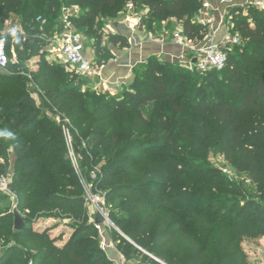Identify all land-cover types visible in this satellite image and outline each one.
I'll use <instances>...</instances> for the list:
<instances>
[{"label":"trees","instance_id":"trees-1","mask_svg":"<svg viewBox=\"0 0 264 264\" xmlns=\"http://www.w3.org/2000/svg\"><path fill=\"white\" fill-rule=\"evenodd\" d=\"M128 3H132L137 11L148 8L145 24L149 30H162L163 22L168 21V30H175L177 23H180L183 34L192 41L203 40L209 32L208 26L194 19L199 16L204 0H0V33L5 28V21L13 16L19 19L26 33L25 36L9 34L7 37L8 47L14 40L19 56V62L9 64L7 69L10 68L18 74L15 77H6L7 69L0 71V87H3L4 93L0 94V156H4L6 148L12 146L17 153V169L24 167L29 170L26 172L29 177L20 186H17L18 182L24 175L17 171L13 177L11 187L17 188L18 207L24 210H34L36 207L57 208L77 220H82L79 215L82 211L81 198L61 193L69 186L68 178H73L71 169L60 168L62 160L46 154L50 143L41 144L44 134L38 139L24 135L26 130L38 124V121L27 117L31 116L29 112L21 109L28 100L30 83L45 90L54 103L59 104L60 110L71 112L69 116L73 120L91 111L111 110L112 104L116 106L114 112H122L123 127L115 122V126L111 123L103 131L96 130L88 137V144L94 146L95 160H104V166L109 165L104 169V179L101 183L114 180L122 183L110 189L108 194L117 192L132 198V202L136 204L129 210H132L134 215L146 212L141 224L129 232L130 236L136 237L142 229L148 230L156 214L164 212V217L158 223L159 230L153 238V244L146 249L139 244L142 249L167 264H255L248 261V254L239 237L264 235V9L251 7L247 15L243 14L241 7L234 10L239 12L234 15V32L239 34L242 43L234 45L235 54L229 55V49H226L228 61L223 70L204 72L203 85L198 89L193 87L194 85L187 86L188 91L180 99H177V94L183 92V84L187 79L197 84L200 74L190 71L181 73L183 83L176 93L174 84H168L165 79L171 75L175 77L181 65L177 61L160 63L161 59L156 56L150 57L145 65L135 70V81L129 87L131 91L122 100H100L97 96H88L85 99V96L75 93L73 86L68 88L63 85L60 73L55 71L56 61H52L54 63L51 68L48 67L50 63L46 58L47 38L60 26L63 7H79L80 15L73 17L75 27L79 33L84 32L85 36H94V61L100 67L106 61L102 58L104 50L100 44L101 36L97 35V25H101L105 19L116 18L126 9ZM39 16L46 19V24L42 25L37 21ZM111 40L114 44L129 46V39L124 35H111ZM37 56L45 57L47 61L44 59L41 69L39 67L31 71L27 63ZM45 65L48 68L43 69ZM166 68L173 74H169ZM196 71L201 74L203 72L198 69ZM224 71L226 73L221 77L215 75L216 72ZM210 76L212 78L207 79ZM5 79H8L7 83L3 82ZM139 80L141 85H138ZM69 85L70 83L67 86ZM55 89L58 90L57 93H54ZM193 91L196 92L194 96ZM151 102L157 106L155 110L161 113L156 119L146 117L141 111ZM85 105L87 107H84ZM135 110L137 112L130 120L128 131L125 129L128 119L124 117V113ZM168 116L173 122L167 119ZM178 116L185 120L186 129L187 125H195L194 153L193 156H186L191 160L181 159L178 131L175 132L179 124ZM24 118L28 119L23 123ZM88 120L86 115L78 130L83 131ZM93 123L95 124V121ZM1 125H6L8 130L5 131ZM110 128L112 132L106 136ZM135 133L140 137L147 136L136 139L133 138ZM18 134L19 139L12 143ZM151 144H156L157 147L148 149L147 146ZM209 148H220L227 164L233 166L236 172L247 174L257 191L259 201L250 199L240 207L233 196L232 200H227L225 195H221L206 205L194 203L187 207L184 213L193 216V223L182 218L171 220L173 215L181 214L178 208L169 210L166 207L171 208L173 204L179 206L171 194H175L180 201L182 198H195L196 195H199L201 200L207 198L203 193L195 194L192 191L197 185L214 191L227 188L234 196L243 191V186L238 185L236 181L220 177L215 179L221 169H207L196 163L207 154ZM159 151L165 152V162H169L175 171L179 169L183 173L181 180L185 179L184 190H177V186L171 183L169 187H173L172 193L158 199L142 193L145 185L155 182L153 178L157 173L172 175L171 168L164 165V162L158 167L155 165L151 169H144L133 182L117 177L120 170L116 169V166H120L121 171L129 170L140 160L150 162L148 158ZM173 151L180 156L177 157L176 153L173 156ZM34 154L35 158L32 157ZM155 162L154 164L158 163L157 160ZM5 170L4 167L2 171ZM36 171L38 178L34 180L31 175ZM187 172H193L191 179ZM212 172L215 175H211ZM39 181H46L47 184L40 185ZM71 184L70 187H76L74 183ZM36 187L49 193L44 195L40 194L41 191L34 192ZM13 217L14 213H6L0 217V241L7 242L0 254V264H113L99 252L97 243L89 247L84 245L94 241L90 236L80 237L84 231L92 230L91 224L78 226L74 233L60 244L58 240H62L61 236L51 237L47 231L28 229L27 219L23 216L25 227L21 231L15 230ZM148 241L149 237L146 236L140 243ZM121 253L127 260L135 262L142 256L146 258L144 262L158 264L138 247H134L128 254Z\"/></svg>","mask_w":264,"mask_h":264},{"label":"rangeland","instance_id":"rangeland-1","mask_svg":"<svg viewBox=\"0 0 264 264\" xmlns=\"http://www.w3.org/2000/svg\"><path fill=\"white\" fill-rule=\"evenodd\" d=\"M202 8L199 10L200 15L202 12ZM70 11L72 12V14H74V16H79L81 13L80 8L74 5L70 6ZM118 17L119 15L114 19H105V21L101 25H97V35L101 36L100 44L102 49L104 50L102 58L104 61H106V63L111 59L113 55L109 50V47L113 45V41L111 40V35H113V32L112 30H110V25L112 24V22H115ZM200 18L199 16H197L194 19L199 21ZM81 34L83 35L87 50L88 48H91V51H93V55L95 57V52L92 48L94 36H85L84 32H81ZM167 35H171V33L168 32ZM241 43L242 41L240 40L238 44ZM225 48L229 49V55L231 53L235 54L236 52V46L234 45H226ZM48 54L49 55L46 58L49 61L48 63H50L48 67L51 68L50 66H53L52 63H54L52 61H55V59L53 58L54 56H52L49 52ZM182 55L183 57H181V59L179 60L164 58H161V60H159L160 63L163 64L170 63V61H177L181 65V69L179 70L180 74H176L175 77L171 75L168 76L167 79H165L167 80L168 84H174L175 90L177 91L176 93H178L183 83V76L181 73L190 71L200 74V80L197 84H195V81L191 82V80L187 79V81L183 84V92L181 94H177V99L183 97V95L188 91L187 86L194 85L193 87H196V89L202 86L204 83L203 79H205L203 73L212 71H203L201 74L200 72L196 71L197 69L195 67H192L189 63L190 58L193 56L192 52L188 50L182 53ZM46 58L37 56L30 59V61L27 63L28 69L31 71H35L39 69V67L41 69V63L44 62ZM56 62L57 66L55 68L56 70H54L60 73V77L63 80V85H66V87L68 88L73 86L75 93H77L78 95L85 96V99H87L88 96H97L100 100L114 99L116 101L122 100L123 97H126V94L131 91L129 87L135 81V70L137 71L141 68L142 65H145L140 63L135 65L133 70L134 77L129 82L111 85L109 84V82L102 84V82L104 81H102L99 75L88 77L80 73L69 72L60 61L56 60ZM48 67L45 65L43 66V69H46ZM166 70L170 72L169 74H173L171 70H168L167 68ZM5 73L7 75H5L6 77H15L18 74L17 72L10 70V68L7 69ZM225 73V71L216 72L215 75L221 77ZM188 77L190 76L188 75ZM211 78L212 77L210 76V78L207 79ZM7 81L8 79H5L3 82L7 83ZM68 83H70L69 86H67ZM141 84L142 83L139 80L138 85ZM36 86L35 84L32 85L29 83L28 87L30 91H28V100H26V104H24L21 109H25V111L29 112L31 116L27 117H30L32 121H38V124L26 130V132H24V135L27 134L29 138L35 137L36 139H38L40 135L44 134L43 139L41 140V144L50 143L49 149L46 154L48 156H52L54 159L60 161L62 160V163L59 166L60 168L66 167L71 169L73 178H68L69 186L66 190H62L61 193H64L65 195L71 197L81 198L82 211L79 215H81L82 220H77L74 218V216L68 215V213H63L57 208L50 209L48 207L47 209H39L40 207H36L34 210H24L23 208L18 207L19 196L16 191L17 188L14 189L13 187H11L13 183V177L17 171L18 173L24 175L22 177V180L18 182L17 186H20L22 183L26 182L27 178L29 177V175H27L26 173L29 170H26V168L24 167L23 169H17V153L12 146L6 148V150L4 151V156H0V176H6L10 183L9 190H0V217L3 214L14 213V211L17 210L23 217H25V219H27L26 222L28 229L38 232L47 231L51 235V237L61 236L62 240H58V243L60 244L64 243L72 235V233H74V230L78 226L91 224L93 225L92 230L84 231L80 237L90 236L95 242H89L84 245L89 247L94 244L96 245L97 243L99 245V252L101 254H104L107 259H109L113 264L116 263L110 259L108 252H106L102 248L103 242L108 241L109 243H112L117 251H119L120 253L123 252L125 254L133 251L134 247L141 248L142 246L140 245H143V247H145L144 249L148 248L153 244V238L159 230L158 223L164 217V212L161 211L156 214L154 222L148 230L142 229L136 237L130 236L129 232L137 228L141 224V219L146 212H139L138 214L134 215L132 210H129L132 209V207H134V205L136 204V202H132V198L117 194V192L114 194H108V191L110 189L117 187V185H120L122 183H119V180L104 182L103 184L101 183L102 179H104V169L109 165L104 166V160H95L93 152L94 146H90L88 144V137H90V135L94 131H103L104 129H107V127L111 123H114L115 126V122L116 125L119 124V126L121 127L123 124V121L121 120L123 116L122 112H114L116 106L113 104L111 106L113 109L111 110L103 109L100 112L91 111L90 113L86 114L89 120L84 124L85 129L83 131H80L78 130V127L81 125V122L84 117H86V115L82 114L73 120L69 116L71 112H63L62 110H60L59 104H55L52 97H49L45 90H42ZM57 91L58 90L55 89L54 93H57ZM195 93L196 92L193 91L192 96H194ZM0 94L4 95L3 87H0ZM191 99L193 100V98ZM84 107L87 106L85 105ZM156 107L157 106L151 102L141 111L146 117L150 119H156L161 114L159 111L155 110ZM136 112L137 110L124 113V117L128 119L127 127L125 129H130V120ZM165 116L167 115L165 114ZM27 119L28 118H24L23 123ZM167 119L173 122V119L170 116H168ZM177 119L179 121V124L175 128V132L178 131V145L182 149L181 159L191 160L188 157L186 158V156H193L194 153L193 142L194 135L196 133L195 125L193 127L187 125L188 129H186L184 127L185 120L180 116H178ZM93 121H95V124L93 123ZM1 127L5 131L8 130L6 125H1ZM157 131L158 133H161L160 130ZM111 132L112 128H110L106 132V136H108ZM146 136L147 135H144L143 137L145 138ZM19 137L20 135L18 134L14 138L15 140L11 142L13 143L14 141H17ZM143 137H140L138 133H135L133 136V138L136 139ZM152 146L157 147L156 144H151L147 146V148L150 149V147ZM175 153L176 152L173 151L172 155L174 156ZM176 155L177 157L180 156L178 153H176ZM164 156L165 152H154L151 157L148 158L150 162L140 160L138 164H135L133 168L126 171H121V167L116 166V169L120 170V173L117 174V177L125 178L126 180L128 179V182H133V179L138 177L144 169H151L152 166L155 165H157L156 167H158L160 166V163L164 162V165H169L168 167L171 168L172 175L162 174L161 172L157 173L153 178L155 179V182L150 183L149 185L147 184V186L145 185L142 193H145L144 195H146L147 197L151 196L155 197V199H158V197L160 196H166L167 194L172 193L173 187H169V184L171 183L177 186V190H184L185 179L181 180V177H183V173L179 171V169L175 171V169L170 165L169 162H165L166 160ZM32 157L35 158L36 155L34 154ZM156 160L158 163L154 164L156 163ZM196 163H200L201 167H205L207 169H221L220 174H218V176H215V179L216 177H220L227 178L230 181H236L238 185L243 186V191L237 196H234V193L228 192L227 188L214 191L203 185H197L193 187L192 191L195 194L203 193V195H206L207 198L201 200V197L199 195H196L197 198L193 197L186 200H183L184 198H182V200L180 201L175 194H171L174 201H177V203H179V206L173 204L171 208H169L170 206L166 207L169 210H175L178 208L177 210L181 213L180 216L173 215L171 220L182 218L183 220H191L193 223V216L191 214L184 213V210L194 203H200L202 206L206 205L211 200H217L221 195H225L227 200H232L233 196L236 201L239 202L240 207L244 203H247L250 199L259 201L257 191L255 187L250 183L247 174L238 173L233 166L227 164L224 154L220 148H209L207 154ZM113 166L115 167V165ZM4 167L6 168V170L2 171ZM192 174L193 172H187V175L190 177V179ZM210 174L215 175L214 172ZM31 177L34 180L38 178V171L34 172ZM129 179L131 180L129 181ZM45 183L47 184L46 181H39L40 185H43ZM71 183H74L76 187H70V185H72ZM37 187L34 188V192L40 193L41 191L40 194L44 195L49 193L47 190H39V188ZM231 203L232 202H230V204ZM168 212L171 213L170 211ZM98 213H101L105 217V221L100 226V228H98L95 224L96 215ZM12 221L14 223V217L12 218ZM12 234L13 233H11V235ZM146 236L149 237V241L144 244L140 243L143 239H145ZM9 240L12 242L11 237H9ZM239 240H241L242 247L248 254L249 262H253L255 264H264V261L262 260V252H264V235H260L258 237L240 236ZM6 243L7 242L0 241V254H2V252L4 251V247L7 245ZM125 259L127 258L125 257ZM145 260L146 258L142 256L139 257V261L144 262Z\"/></svg>","mask_w":264,"mask_h":264},{"label":"built area","instance_id":"built-area-1","mask_svg":"<svg viewBox=\"0 0 264 264\" xmlns=\"http://www.w3.org/2000/svg\"><path fill=\"white\" fill-rule=\"evenodd\" d=\"M223 2L229 8L227 13H225V35L221 40L217 41L214 38L217 29L213 32L209 31L205 38L200 41L189 40L181 31L173 33L174 42L184 47L186 51L192 52L193 56L189 60L190 65L200 71L223 70L226 67L228 61L226 45L232 46L238 44L241 40L239 34L234 32V15L239 13L238 11H234L237 7L242 8L244 15H247L248 9L251 7L259 10L264 9V0H243L241 4L237 3L236 0H223ZM204 15L199 19V23L209 27L213 22V17H204ZM73 17L74 14H72L70 8H62L60 26L53 35L47 38L46 49L54 56L55 61H60L69 72L80 73L88 77L99 75L100 67L95 63L94 58H90L87 55L83 35L77 31ZM37 21L41 22L42 25L46 24V19L42 16L37 17ZM129 29L132 33L136 32L138 29L137 23L129 24ZM9 34L26 35L22 23L15 16L5 21V28L0 33V71L6 70L9 64L13 65L19 62V56L13 43L14 40L11 46L8 47L7 37ZM161 41H165L164 36L161 38ZM194 59L196 60L194 61ZM28 77L31 78L30 75ZM9 189L10 183L8 178L0 176V190ZM96 226L100 228L101 225L96 224ZM102 248L108 252L109 248L115 247L112 243L103 242ZM138 248L158 264H167L155 255L140 247ZM262 258L264 261V252H262ZM134 264L151 263L137 260Z\"/></svg>","mask_w":264,"mask_h":264},{"label":"crops","instance_id":"crops-1","mask_svg":"<svg viewBox=\"0 0 264 264\" xmlns=\"http://www.w3.org/2000/svg\"><path fill=\"white\" fill-rule=\"evenodd\" d=\"M243 0H236L241 4ZM229 6L223 0H204L203 8L199 18L212 16L213 22L208 27L209 31L217 32L214 35L215 40H221L225 35L224 19ZM148 8H142L140 11L132 3H128L126 9L119 14L115 22L110 25L113 35H124L129 39V46L123 47L119 43L111 45L109 50L113 54L111 59L100 66L99 76L102 84L108 83L111 85L123 84L129 82L134 77L133 70L137 64H146L150 57L177 60L183 57L182 53L186 50L179 46L173 40V33L182 31V25L177 23L175 30L166 28L168 21L162 24V30H149L145 24L147 19ZM175 22V20H172ZM199 22V21H198ZM137 23V31L132 33L129 29V24ZM170 32L171 35H167ZM165 41H161L162 37ZM87 55L94 58L91 48H86ZM107 241V240H106ZM108 243V241H107ZM108 254L110 259L116 264H134L133 260H127L115 248H109Z\"/></svg>","mask_w":264,"mask_h":264},{"label":"water","instance_id":"water-1","mask_svg":"<svg viewBox=\"0 0 264 264\" xmlns=\"http://www.w3.org/2000/svg\"><path fill=\"white\" fill-rule=\"evenodd\" d=\"M195 60L196 59H194V61ZM14 218H15L14 219V229L17 231L23 230V228L25 227V222L17 210L14 211ZM104 221H105L104 216L101 213H98L96 215L95 224L102 225L104 223Z\"/></svg>","mask_w":264,"mask_h":264}]
</instances>
